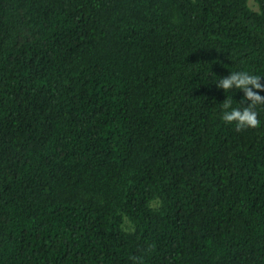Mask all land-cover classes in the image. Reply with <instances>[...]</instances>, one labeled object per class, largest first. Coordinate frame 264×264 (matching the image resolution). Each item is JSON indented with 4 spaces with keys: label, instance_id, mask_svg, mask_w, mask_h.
I'll return each instance as SVG.
<instances>
[{
    "label": "trees",
    "instance_id": "16d2710c",
    "mask_svg": "<svg viewBox=\"0 0 264 264\" xmlns=\"http://www.w3.org/2000/svg\"><path fill=\"white\" fill-rule=\"evenodd\" d=\"M254 5L0 0V264H264Z\"/></svg>",
    "mask_w": 264,
    "mask_h": 264
},
{
    "label": "clouds",
    "instance_id": "9594fccd",
    "mask_svg": "<svg viewBox=\"0 0 264 264\" xmlns=\"http://www.w3.org/2000/svg\"><path fill=\"white\" fill-rule=\"evenodd\" d=\"M260 76L255 74L241 73L239 77L236 73H233L229 77L223 78L221 80L222 86L225 90L230 89L233 85L237 88H244L246 92V97L252 98L253 103L247 107L235 108L232 107L230 111H225L223 113L222 119L228 122L236 121V126L238 128L245 126H255L258 123L257 113L254 110L256 104H264V97H261L258 93L253 92L251 88L248 87L251 84L255 88H262L264 85L259 83ZM225 109L231 107V101L226 100L223 104Z\"/></svg>",
    "mask_w": 264,
    "mask_h": 264
},
{
    "label": "rangeland",
    "instance_id": "374dc122",
    "mask_svg": "<svg viewBox=\"0 0 264 264\" xmlns=\"http://www.w3.org/2000/svg\"><path fill=\"white\" fill-rule=\"evenodd\" d=\"M250 1H251V4H253V6H255V5H254V0H250Z\"/></svg>",
    "mask_w": 264,
    "mask_h": 264
}]
</instances>
